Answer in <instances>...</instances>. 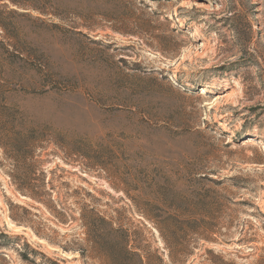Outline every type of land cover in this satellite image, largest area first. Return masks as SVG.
Listing matches in <instances>:
<instances>
[{
    "label": "rangeland",
    "instance_id": "1",
    "mask_svg": "<svg viewBox=\"0 0 264 264\" xmlns=\"http://www.w3.org/2000/svg\"><path fill=\"white\" fill-rule=\"evenodd\" d=\"M192 1L0 0V264H264V0Z\"/></svg>",
    "mask_w": 264,
    "mask_h": 264
},
{
    "label": "trees",
    "instance_id": "2",
    "mask_svg": "<svg viewBox=\"0 0 264 264\" xmlns=\"http://www.w3.org/2000/svg\"><path fill=\"white\" fill-rule=\"evenodd\" d=\"M238 134H240L238 132ZM240 136H242L240 134ZM245 134L244 137L245 138ZM81 216L88 228L87 234L89 240L99 250L101 254L107 257L109 264H130L132 257H139L140 264H145L141 255L132 253L129 247V241L121 235L113 239V233L116 230L112 223L104 217L95 216L92 212L81 211ZM22 258L28 259L26 255L21 253ZM174 263L180 261L173 258Z\"/></svg>",
    "mask_w": 264,
    "mask_h": 264
},
{
    "label": "bare ground",
    "instance_id": "3",
    "mask_svg": "<svg viewBox=\"0 0 264 264\" xmlns=\"http://www.w3.org/2000/svg\"><path fill=\"white\" fill-rule=\"evenodd\" d=\"M207 4L204 3L203 1H200V0H193L192 1V4L190 6V8L192 9H198V10H202V9H206L207 8ZM264 148V146H263Z\"/></svg>",
    "mask_w": 264,
    "mask_h": 264
}]
</instances>
